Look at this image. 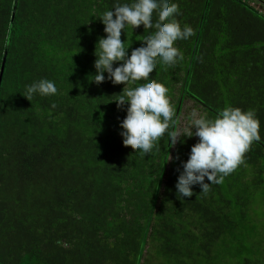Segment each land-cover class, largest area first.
Masks as SVG:
<instances>
[{"label": "trees", "instance_id": "obj_1", "mask_svg": "<svg viewBox=\"0 0 264 264\" xmlns=\"http://www.w3.org/2000/svg\"><path fill=\"white\" fill-rule=\"evenodd\" d=\"M174 2L194 34L149 77L168 89L171 130L232 106L255 111L261 140L222 183L180 198L198 138L165 135L145 155L124 146L127 105L112 101L123 85L91 81L98 17L114 0H0V264H264V15L244 0ZM152 31L128 26L120 39L130 53ZM41 78L57 94L28 101Z\"/></svg>", "mask_w": 264, "mask_h": 264}, {"label": "clouds", "instance_id": "obj_2", "mask_svg": "<svg viewBox=\"0 0 264 264\" xmlns=\"http://www.w3.org/2000/svg\"><path fill=\"white\" fill-rule=\"evenodd\" d=\"M154 12L157 14L155 21ZM178 15L179 7L174 0H131L130 3L114 0L112 8L98 17L106 35L95 45V73L91 81L100 84L109 80L112 84L123 85V94L112 101H115L117 109L125 103L127 105L126 115L119 121V134L124 146L131 145L145 155L150 154L157 141L165 135L170 146L181 137L198 138L190 147L187 160L181 162L182 171L176 179V194L181 198L193 195V185H198L200 192L206 194L211 184L222 183L243 163L244 153L250 145L254 141L259 142L261 137L255 111L232 106L220 109L214 118L193 112L183 132L171 130V125L176 122L175 107L167 95L168 89L149 77L158 60L162 65L174 66L183 59V53L175 42L189 39L194 30L187 24L181 27L176 20ZM141 25L144 30L154 31L144 36L141 45L129 53V45L125 47L120 39L121 30ZM7 44L6 38L3 46ZM137 81L145 82L125 87ZM56 94L54 82L41 78L25 85L22 96L31 101L34 95ZM51 107L55 108V103Z\"/></svg>", "mask_w": 264, "mask_h": 264}, {"label": "rangeland", "instance_id": "obj_3", "mask_svg": "<svg viewBox=\"0 0 264 264\" xmlns=\"http://www.w3.org/2000/svg\"><path fill=\"white\" fill-rule=\"evenodd\" d=\"M222 11H224V10H222ZM183 107H184V109H189V110H191V103L188 102V101H185ZM189 123H190V119H189V118H186V117L183 115V116L181 117V119H180V122H179V130H178V132H179L180 130L186 129V128L188 127Z\"/></svg>", "mask_w": 264, "mask_h": 264}, {"label": "built area", "instance_id": "obj_4", "mask_svg": "<svg viewBox=\"0 0 264 264\" xmlns=\"http://www.w3.org/2000/svg\"><path fill=\"white\" fill-rule=\"evenodd\" d=\"M257 9L259 12L264 14V0H244Z\"/></svg>", "mask_w": 264, "mask_h": 264}, {"label": "crops", "instance_id": "obj_5", "mask_svg": "<svg viewBox=\"0 0 264 264\" xmlns=\"http://www.w3.org/2000/svg\"><path fill=\"white\" fill-rule=\"evenodd\" d=\"M263 14V13H262ZM264 15V14H263Z\"/></svg>", "mask_w": 264, "mask_h": 264}]
</instances>
